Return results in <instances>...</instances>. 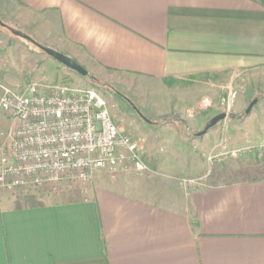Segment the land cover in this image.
<instances>
[{
	"label": "crops",
	"instance_id": "0c3cea01",
	"mask_svg": "<svg viewBox=\"0 0 264 264\" xmlns=\"http://www.w3.org/2000/svg\"><path fill=\"white\" fill-rule=\"evenodd\" d=\"M0 26L118 87H159L168 94L155 102L162 115L196 109L191 93L222 77L231 89L242 82L264 92V0H0ZM261 105L232 120L228 153L263 146ZM148 193L91 187L49 201L26 189L0 193V264H264V179L170 192L174 209Z\"/></svg>",
	"mask_w": 264,
	"mask_h": 264
},
{
	"label": "rangeland",
	"instance_id": "374dc122",
	"mask_svg": "<svg viewBox=\"0 0 264 264\" xmlns=\"http://www.w3.org/2000/svg\"><path fill=\"white\" fill-rule=\"evenodd\" d=\"M9 40H12V43ZM31 53L34 57L23 59L25 54L30 56ZM49 62L50 65L54 64V67H51ZM36 63H39V69H35ZM89 73L88 77L80 76L50 59L29 41L16 38L9 30L0 26V86L21 88L41 79L38 81L41 84L63 83L74 88L97 90L109 104L111 116L117 127L137 142L140 153L150 168L148 172L140 174L100 171L94 174L90 183L62 184L45 191L26 189L27 194L37 199H46V196L51 198L67 192H71V195H84L91 187H103L145 199L153 196L148 193L153 188L155 195L158 196H155L154 201L174 209L175 205L170 199L164 198V195L178 194L182 190L190 192L219 183L264 179V149L256 148L250 152L252 154H245L242 151L233 155L228 153V143L224 137L232 120L246 117V110L254 100L262 102L260 110L264 112V92L254 84L250 86L242 82L236 83L231 89L229 88L231 80L222 77L217 80L216 87L205 88L204 85L203 93H199L201 89L198 88L191 93L192 98H197L196 109L189 113L179 111L162 115L164 110L155 102L168 94L159 87H152L149 92L129 88L126 90L123 86H116L111 80L93 74L94 72ZM182 87H184L182 82L173 86L177 91L173 94H181ZM231 94H235L236 97L232 99L231 108L228 110L223 104L229 100ZM205 98L213 102V107L208 110L201 109V101ZM240 99H244L243 106L239 105ZM258 109L259 107L254 109L252 116ZM220 114H226L227 118L214 127L215 129H212L214 131L210 130L208 137H205L206 135L197 137V134L205 129L207 122ZM1 116L3 129L7 134L15 127V123L6 114L2 113ZM171 116L182 120V124L175 122L162 123L159 126L149 124L161 122ZM199 120L200 123H197ZM150 149H153L154 155L159 153L151 156L148 153ZM171 150L177 154L170 155Z\"/></svg>",
	"mask_w": 264,
	"mask_h": 264
},
{
	"label": "built area",
	"instance_id": "2783aa9c",
	"mask_svg": "<svg viewBox=\"0 0 264 264\" xmlns=\"http://www.w3.org/2000/svg\"><path fill=\"white\" fill-rule=\"evenodd\" d=\"M235 97L223 104L228 110ZM211 107V99L201 101V109ZM2 113L15 127L0 132V193L86 184L100 171L150 170L137 142L117 127L106 99L93 88L39 82L0 86Z\"/></svg>",
	"mask_w": 264,
	"mask_h": 264
},
{
	"label": "water",
	"instance_id": "95a60500",
	"mask_svg": "<svg viewBox=\"0 0 264 264\" xmlns=\"http://www.w3.org/2000/svg\"><path fill=\"white\" fill-rule=\"evenodd\" d=\"M9 30L14 36L33 43L42 52H44L47 56L56 60L58 63H60L64 67L70 69L73 72H76L77 74H79L82 77H88L89 76V72L85 68H83L80 64H78L76 61L72 60L71 58H69V57H67V56L63 55L62 53L57 52L55 50L45 48L43 46L38 45L29 36H27L26 34L20 32L18 30L11 29V28ZM257 103H258V100H254L249 105L248 109L246 110V115H249L252 112L253 108L257 105ZM226 118H227L226 114H220V115L214 117L213 119H211L206 124L205 129L202 132H199L197 134V137H203V136L207 135L210 130H212L220 122L224 121Z\"/></svg>",
	"mask_w": 264,
	"mask_h": 264
},
{
	"label": "trees",
	"instance_id": "16d2710c",
	"mask_svg": "<svg viewBox=\"0 0 264 264\" xmlns=\"http://www.w3.org/2000/svg\"><path fill=\"white\" fill-rule=\"evenodd\" d=\"M37 47V46H36ZM210 77V76H209ZM173 81V79H170V78H166L165 80H164V83L166 84V85H170V82H172ZM137 112H138V110H137ZM169 122H175V123H179V124H182V120H180L179 118H177V117H175V116H171V117H166V118H164L161 122H155V123H153V122H149V124H151V125H155V126H159V125H162V123H169Z\"/></svg>",
	"mask_w": 264,
	"mask_h": 264
}]
</instances>
